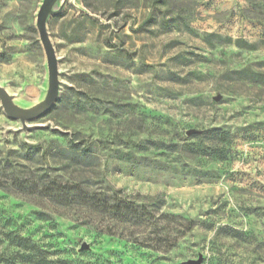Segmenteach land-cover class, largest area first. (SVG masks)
Wrapping results in <instances>:
<instances>
[{
  "label": "rangeland",
  "instance_id": "1",
  "mask_svg": "<svg viewBox=\"0 0 264 264\" xmlns=\"http://www.w3.org/2000/svg\"><path fill=\"white\" fill-rule=\"evenodd\" d=\"M42 0H0V85L30 107L48 69ZM59 93L44 115L0 105V150L79 132L104 178L193 222L168 252L0 189V264H264V0H56ZM45 212L46 214H40Z\"/></svg>",
  "mask_w": 264,
  "mask_h": 264
},
{
  "label": "trees",
  "instance_id": "2",
  "mask_svg": "<svg viewBox=\"0 0 264 264\" xmlns=\"http://www.w3.org/2000/svg\"><path fill=\"white\" fill-rule=\"evenodd\" d=\"M91 142L79 132L0 150V189L28 197L52 215L71 213L92 230L168 252L193 222L162 211L160 196H127L102 175ZM46 214L45 212H39Z\"/></svg>",
  "mask_w": 264,
  "mask_h": 264
},
{
  "label": "water",
  "instance_id": "3",
  "mask_svg": "<svg viewBox=\"0 0 264 264\" xmlns=\"http://www.w3.org/2000/svg\"><path fill=\"white\" fill-rule=\"evenodd\" d=\"M55 1L56 0H42L35 20L36 29L45 53L48 69V87L45 97L43 100L30 107H21L14 102L12 95H10L9 92L0 85V105L3 111L8 116L18 119L23 130L29 128L27 121L36 119L47 113L58 98V61L54 46L47 31V18L49 15H54L56 13L52 9ZM192 263L200 264L198 261H192Z\"/></svg>",
  "mask_w": 264,
  "mask_h": 264
}]
</instances>
